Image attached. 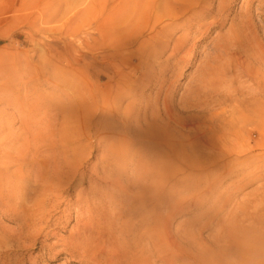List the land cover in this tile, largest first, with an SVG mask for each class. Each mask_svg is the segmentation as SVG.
Returning <instances> with one entry per match:
<instances>
[{
	"label": "rangeland",
	"instance_id": "rangeland-1",
	"mask_svg": "<svg viewBox=\"0 0 264 264\" xmlns=\"http://www.w3.org/2000/svg\"><path fill=\"white\" fill-rule=\"evenodd\" d=\"M262 92L264 0H0V264H264Z\"/></svg>",
	"mask_w": 264,
	"mask_h": 264
},
{
	"label": "bare ground",
	"instance_id": "bare-ground-1",
	"mask_svg": "<svg viewBox=\"0 0 264 264\" xmlns=\"http://www.w3.org/2000/svg\"><path fill=\"white\" fill-rule=\"evenodd\" d=\"M261 96L262 97H264V92H262V94H261ZM255 102V101H254ZM261 107H260V111H258V110H255V109H257V108H255L254 110H252L253 111V114H255V115H260V114H264V103H262L261 102ZM254 105H255V103H254ZM252 113V112H251ZM199 136V135H198ZM123 137V136H122ZM194 138L195 139H197V140H195L194 139V141L196 142L195 143V145H194V149L195 150H193V152L191 153V156L189 157V162H190V164H194V163H197L198 165H200V166H202V167H205V166H208L209 164H210V160H212L213 159V157L212 156H203V155H201L200 154V151H201V149H200V147H209V145H210V142L209 141H207L206 139H203V138H201V137H195L194 136ZM192 139V138H191ZM246 143H247V141H246ZM233 145V144H232ZM211 146V145H210ZM231 148V147H230ZM200 154V156H199V158L198 157H196L197 155L196 154ZM211 153V152H210ZM207 154H208V152H207ZM173 155H174V157L176 158V159H183L184 158V155H183V153H181V152H178V151H175V152H173ZM181 166V165H180ZM182 168H184V167H182ZM209 168V167H208ZM184 170H185V168H184ZM183 170V171H184ZM179 171V170H178ZM182 172V171H181ZM234 172V171H233ZM168 217H169V215H168ZM165 224H166V222H165ZM166 232V231H165ZM166 234V233H165ZM168 238V237H167ZM172 263V262H171Z\"/></svg>",
	"mask_w": 264,
	"mask_h": 264
}]
</instances>
